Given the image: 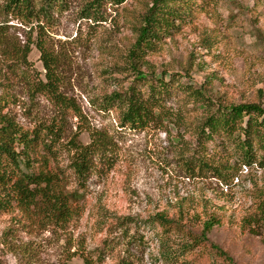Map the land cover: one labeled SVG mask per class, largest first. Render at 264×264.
<instances>
[{"label": "rangeland", "instance_id": "1", "mask_svg": "<svg viewBox=\"0 0 264 264\" xmlns=\"http://www.w3.org/2000/svg\"><path fill=\"white\" fill-rule=\"evenodd\" d=\"M149 2L124 0L94 22L80 17L72 0L40 33L57 89L72 104L67 109L34 87L46 81L37 32L0 4L3 112L24 130L42 131V139L44 126L59 129L52 166L82 196L79 213L63 227L33 226L16 207H0V264H82L83 257L93 264H264V228L247 225L264 209V165H234L218 139L199 149L196 125L205 109L188 94L191 88L220 105H264V0L193 7L189 20L143 50L133 69L135 26ZM161 78L171 91L160 128H128L119 109L104 106L105 97L132 87L147 92ZM90 130L102 135L103 155L78 182L68 142L76 136L89 143ZM199 150L217 171L189 168ZM159 214L172 222L157 220ZM209 219L208 242L201 241Z\"/></svg>", "mask_w": 264, "mask_h": 264}, {"label": "trees", "instance_id": "2", "mask_svg": "<svg viewBox=\"0 0 264 264\" xmlns=\"http://www.w3.org/2000/svg\"><path fill=\"white\" fill-rule=\"evenodd\" d=\"M72 0H0L5 13L21 23L30 26L37 32L34 41L40 51V58L46 70V81L35 84L40 90L49 95L62 108L72 107L70 100L57 89V77L54 63L41 41L40 33L50 27L55 16L69 9ZM79 5V16L85 20L101 22L105 20L104 11L107 7H115L124 0H75ZM222 0H150L147 9L142 13L139 24L135 26L136 38L131 48V64L133 69L137 66L143 50L151 49L163 36H169L180 28L181 23L192 16V8L207 5H217ZM0 27V40H1ZM30 47L26 46L24 53L20 52L24 61ZM138 76L147 78V74ZM171 89L166 81L161 78L156 85L150 83L147 92L130 88L124 93H114L105 97L106 108L119 109L118 120L121 125L132 129H146L149 127L160 128L169 119V112L164 105L165 95ZM193 103H200L205 112L196 125L199 149H203L208 140L218 139L223 147V155L234 158V165L252 166L256 163L264 165V105L258 103H245L239 105H220L205 99L199 90L188 89ZM181 118V116H180ZM46 133L42 139L38 129L24 130L7 112H3V103L0 99V207H16L33 226L66 225L80 210L79 201L82 198L78 188H69V179L64 170L52 166L55 158L53 148L54 139L59 136V129L50 126L41 128ZM90 142L82 144L73 136L69 140L73 150L71 168L76 178L83 180L90 172L93 162L101 160L104 144L102 135L96 131H89ZM198 157H193L189 165L193 171L212 169L214 165L200 150ZM204 168V169H203ZM222 177V176H221ZM253 217L247 225L250 230L255 227L264 228V209L259 217ZM162 223H171L161 214L156 217ZM38 222V223H34ZM260 222V223H258ZM214 225L213 220H206L200 233L201 241L208 242L207 234ZM211 247L220 256L231 260L229 255L218 245ZM82 264H93L88 257L82 258Z\"/></svg>", "mask_w": 264, "mask_h": 264}]
</instances>
